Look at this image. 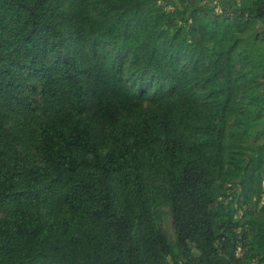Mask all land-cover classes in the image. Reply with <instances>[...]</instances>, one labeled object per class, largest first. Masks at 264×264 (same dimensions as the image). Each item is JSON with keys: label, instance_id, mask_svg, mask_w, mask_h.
I'll list each match as a JSON object with an SVG mask.
<instances>
[{"label": "trees", "instance_id": "obj_1", "mask_svg": "<svg viewBox=\"0 0 264 264\" xmlns=\"http://www.w3.org/2000/svg\"><path fill=\"white\" fill-rule=\"evenodd\" d=\"M204 1L0 0V264H264V0Z\"/></svg>", "mask_w": 264, "mask_h": 264}, {"label": "rangeland", "instance_id": "obj_2", "mask_svg": "<svg viewBox=\"0 0 264 264\" xmlns=\"http://www.w3.org/2000/svg\"><path fill=\"white\" fill-rule=\"evenodd\" d=\"M176 0H173L175 2ZM192 2L198 3L201 0H190ZM207 3V11L213 10V7H227L231 10L242 9L246 10L248 6L252 3V0H205L201 2L200 5ZM181 7V6H180ZM206 16V15H205ZM211 17V15H209ZM207 17V16H206ZM235 22L230 24L223 19V15H220V20H223L226 29V39H231V41L236 42L235 51L240 54L241 58L248 56L247 68L254 69L261 65V61H264V21H251L247 20L245 17L241 19L237 18ZM263 127H258L251 132L250 145L255 146V148H261V170L259 171V178L261 181V188L264 191V118ZM253 207L256 204H252ZM155 212L157 214V224L162 229L163 233L167 236L170 242L175 241V234L172 228L171 214L169 209V203L164 199H158L155 204ZM260 206L256 207V211ZM254 249L248 247L246 249V255L243 259L237 260L238 262L232 264H262L261 260L257 257ZM166 264H175L172 261H167Z\"/></svg>", "mask_w": 264, "mask_h": 264}]
</instances>
